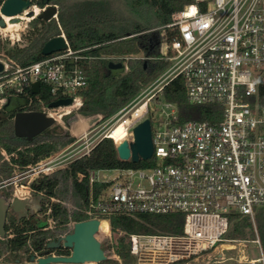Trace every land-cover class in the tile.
I'll use <instances>...</instances> for the list:
<instances>
[{
    "label": "built area",
    "instance_id": "obj_1",
    "mask_svg": "<svg viewBox=\"0 0 264 264\" xmlns=\"http://www.w3.org/2000/svg\"><path fill=\"white\" fill-rule=\"evenodd\" d=\"M4 1L0 0V7ZM28 10L24 13H30ZM167 27L174 36L164 43L161 53L171 62L170 67L108 119V130L99 127L97 121L102 117L95 114L86 130L74 136L64 150L14 177L20 181V194L40 193L33 182L41 175L90 155L106 137L120 143L111 137L112 128L146 103L144 115L126 129L124 139L132 141L133 127L149 118V103L159 100L157 96L176 77L183 78L191 103L220 105L222 117L217 122L179 123L177 110L164 117L153 115L154 152L148 160L154 159V165L115 169V177L107 173L100 177L103 170L90 172L91 189L83 212L85 220L100 221L98 233L111 237L108 217L116 213L185 215L180 234H130L133 263H123L114 245L112 254L104 250L109 264H208L200 259L225 240L232 214L251 218L254 242L261 248L255 215L258 208H264V96L260 90L264 83V0H189L172 15ZM67 43V49L27 65L0 59V95L8 92L27 97V88L39 81L48 84L53 94L73 102L51 107L40 100L38 111L62 122L65 115L80 109L79 92L88 79L79 66L84 56ZM258 79L261 82L255 84ZM28 99L31 105L33 98ZM7 100L0 96V105ZM106 183L96 191L92 187ZM76 222L71 220L70 227ZM102 223H107V229Z\"/></svg>",
    "mask_w": 264,
    "mask_h": 264
},
{
    "label": "trees",
    "instance_id": "obj_2",
    "mask_svg": "<svg viewBox=\"0 0 264 264\" xmlns=\"http://www.w3.org/2000/svg\"><path fill=\"white\" fill-rule=\"evenodd\" d=\"M123 1L134 14L130 22L119 23L114 20L111 10L114 0H49V4L59 8L58 19L53 17L46 21L39 16L35 17L31 23L32 29L26 36V46L7 48L6 42L0 40V50L4 49L7 54L27 65L46 58L42 53L45 43L65 34L70 47L84 56L79 66L88 77L87 84L79 92L83 100L79 113L84 116L101 114L103 120L109 119L169 67L171 62L160 51L162 44L170 43L174 36L167 24L172 15L189 0ZM32 5L43 8L46 0H32ZM154 28L159 29L150 31ZM137 54L153 59H142L136 57ZM117 64L122 65L123 70H116L114 66ZM260 90L264 96V83ZM26 91L33 98L31 105H28V96L8 92L0 95L18 101L15 109L6 110L5 116L0 118V185L54 155L74 140L68 133L63 134L58 124L48 128L33 141L15 136L13 119L17 111L40 110V100L50 106L70 98L59 93L53 94L51 87L44 82L39 94H34L31 88ZM157 98H163L177 107L179 123L188 120L217 122L222 117V108L218 104L191 103L181 76L170 81ZM148 117L153 122L152 117ZM154 164V159L137 163L121 160L117 143L106 137L90 155L76 159L52 173L41 175L33 182V187L45 195L43 215L36 220H18L16 215L8 214L7 234L4 238L0 237V257L3 256L5 263L22 262L26 255L30 258L35 252L41 253L54 237L70 231L71 220L87 219L83 209L91 189L90 172L144 168ZM107 185L94 184L92 187L96 191ZM66 201L74 203V209L69 210ZM49 219L53 220V227H49ZM108 219L112 233H122L116 239L115 252L125 263H133L130 234H180L183 232L185 215L181 212L116 213ZM230 222L233 223L235 235L252 240L256 238L250 217L232 214ZM255 224L264 258V208L256 210Z\"/></svg>",
    "mask_w": 264,
    "mask_h": 264
},
{
    "label": "water",
    "instance_id": "obj_3",
    "mask_svg": "<svg viewBox=\"0 0 264 264\" xmlns=\"http://www.w3.org/2000/svg\"><path fill=\"white\" fill-rule=\"evenodd\" d=\"M32 7V0H5L0 7V26L5 27L6 21L4 16H10L13 22L20 21V15ZM58 12L56 5L49 4L46 0V7L38 14L40 18L48 21L55 17ZM67 39L63 35H58L45 43L42 53L46 56L67 49ZM116 70H123V66L117 64L114 66ZM3 70V64L0 62V72ZM41 83L38 81L33 83L31 90L34 94H39ZM7 102L0 105V111ZM73 102L72 98L58 101L51 104V107L67 106ZM17 106V105H16ZM16 106L13 108L15 109ZM12 109V110H13ZM11 110V109H10ZM57 123L54 117L47 115L45 111H17L13 119L14 134L18 138L33 141L40 136L48 128ZM133 140H122L117 144L119 158L124 161L131 160L134 163L140 160H148L154 152V144L152 139V124L149 118L138 122L132 129ZM8 180L3 183L9 184ZM2 185H0V188ZM45 197L40 195L24 196L19 193L18 188H14L8 196L0 195V237L4 238L6 232L7 215L10 209L14 212L21 210L27 211L33 209L36 205H40ZM100 228L98 219H88L78 221L74 224L71 233L66 234L61 239L64 246L72 249L70 257H58L53 254L46 256H32L28 264H95L107 259L101 242L96 237ZM58 243L54 241L48 243V248H54ZM6 264V263H0Z\"/></svg>",
    "mask_w": 264,
    "mask_h": 264
},
{
    "label": "rangeland",
    "instance_id": "obj_4",
    "mask_svg": "<svg viewBox=\"0 0 264 264\" xmlns=\"http://www.w3.org/2000/svg\"><path fill=\"white\" fill-rule=\"evenodd\" d=\"M32 6L33 7L29 8L28 10L31 14L22 13L20 15L21 17L20 21L16 22V24L18 25H15L14 27H12V25L10 24H15V22L11 20V23H7L5 27L0 26V40L2 41V43L6 42L7 48H11L15 45H17L18 47H24L28 44L26 36L32 29L31 23L35 19V17H37L38 14L41 12V7L37 5H32ZM111 8H112L111 10L114 13V16L112 15L114 20L120 21L119 23H123L127 21L130 22L134 19V14L132 13L130 8L127 6V4L123 0H114V2L111 4ZM58 11H59V8H58ZM58 13L59 12H57L55 16L56 19H58ZM158 29L159 28H154L150 31H157ZM163 50H165L164 43L162 44L160 48L161 52H163ZM136 57H139L142 59H153L152 57L147 58L146 56H144V54H137ZM6 58H11L16 62L21 63L20 60L13 58L10 54H7L4 49L0 50V59H6ZM126 70H127V67H126ZM151 83H149L143 89L147 88ZM17 104H18V101L16 98H10L8 101V104L5 105V108H14ZM149 110L150 112L148 116L152 117L153 115H156V117H164V116L174 113L173 111L177 109L174 104L167 103L163 98H160L159 100L153 99L149 103ZM93 116H95V114L90 115V116H84L81 113H79V109H74L71 113H69L68 115H65L62 118V122H57L56 124H58L61 127V132L63 134L68 133L71 137H74V136L77 137V136H80L84 132V130H86ZM100 116L102 117L101 114ZM100 119L101 120L97 121V124L99 125V127H101L103 131L108 130L109 129V125H107L108 119L106 120H103L102 118ZM153 126L154 127L157 126L155 121H154ZM74 140H75V137H74ZM70 143H68L67 145H69ZM67 145L62 147L56 153L64 150ZM2 153L5 155V157L8 158V155L5 152L2 151ZM104 173H107L109 176H112V177L117 176L114 170H109V171H102L100 173V177ZM19 184H20V181H18L17 179H14V182L12 184L13 187L17 188L19 187ZM21 191L22 189H20V192ZM0 193H2V191H0ZM66 204H67V207L75 205L71 201H66ZM49 226H54V222L52 219H49ZM120 235H122V233L115 235L114 233L111 232V237H110L105 232H99L97 234V237L101 241L103 249L108 254H112V246L115 245L116 239ZM254 240L249 239V237L243 238L242 235H235L233 232V223H230L229 232L226 235L225 240L222 241L215 249L205 253L204 256L200 259V261H202L203 263H208V264H252V260L254 258H258L259 260L256 262V264H264V258H263V253L261 251V248L257 243L254 242ZM0 260L3 261V256L0 257ZM122 262L125 263L123 260Z\"/></svg>",
    "mask_w": 264,
    "mask_h": 264
},
{
    "label": "flooded vegetation",
    "instance_id": "obj_5",
    "mask_svg": "<svg viewBox=\"0 0 264 264\" xmlns=\"http://www.w3.org/2000/svg\"><path fill=\"white\" fill-rule=\"evenodd\" d=\"M5 20L7 21L6 23H10V19L8 17H5ZM15 25H18V24H14V25H12V27H14ZM10 109L12 110L13 108H5V107H3L2 110L0 111V118L1 117L3 118L5 116L4 114H5L6 110L9 111ZM0 150H2V149L0 148ZM10 180L12 182H10L9 184H6V185L4 184V186L2 185V187L0 188V191H2V193H0V195L8 196L9 193L14 189V187L12 185L13 182H14L13 181L14 177L12 179H10ZM7 187H9V188H7ZM40 195L45 197V195L42 192L36 194V196H40ZM44 201H45V198L41 201L40 205H38V206L36 205L33 209L31 208V209H28L27 211L21 210L20 212H14L12 209H10L8 214L16 215L18 220H21V219H28V220L35 219L36 220L37 218H40L43 215L42 209H43V202ZM7 217H8V215H7ZM49 227H53V226H49ZM72 230H73V228L71 227L70 231L65 232L63 234H59L56 237H54V239L52 241H54L55 243H58V245L55 246L54 248H48V246H47L46 249H44L41 253L35 252V253H33V255H31V257L34 256V255L37 256V257H41V256L49 255V254H53L54 256H58V257H70L71 254H72V249L68 248V247H65L64 244H63L64 241L61 238L63 236H65L66 234L71 233ZM96 237H97V235H96ZM101 245H102V243H101ZM30 258H28V256L26 255L25 259L22 262L6 263V264H28V262L30 261ZM109 263H110V260L107 258L105 261H102V262H99V263H95V264H109ZM88 264H91V263H88Z\"/></svg>",
    "mask_w": 264,
    "mask_h": 264
},
{
    "label": "bare ground",
    "instance_id": "obj_6",
    "mask_svg": "<svg viewBox=\"0 0 264 264\" xmlns=\"http://www.w3.org/2000/svg\"><path fill=\"white\" fill-rule=\"evenodd\" d=\"M5 17H8L10 19V23H11V20L13 18L10 17V16H4V19H5ZM15 24H16V22H15ZM10 25H14V24H10ZM145 112H146V103H143L142 105H139L133 111L132 114H130L128 117H125V118L121 119L112 128V130H111V134H112L111 137H114L115 140L118 141V142L124 140V138L126 137V129H127L128 125H130L132 122L137 121L138 119H140L144 115ZM102 225H103V228L104 229H107V223H102Z\"/></svg>",
    "mask_w": 264,
    "mask_h": 264
},
{
    "label": "crops",
    "instance_id": "obj_7",
    "mask_svg": "<svg viewBox=\"0 0 264 264\" xmlns=\"http://www.w3.org/2000/svg\"><path fill=\"white\" fill-rule=\"evenodd\" d=\"M258 260H259L258 258H254V259L252 260V264H256V262H257Z\"/></svg>",
    "mask_w": 264,
    "mask_h": 264
},
{
    "label": "clouds",
    "instance_id": "obj_8",
    "mask_svg": "<svg viewBox=\"0 0 264 264\" xmlns=\"http://www.w3.org/2000/svg\"><path fill=\"white\" fill-rule=\"evenodd\" d=\"M261 81L258 79V80H256L254 83L255 84H258V83H260Z\"/></svg>",
    "mask_w": 264,
    "mask_h": 264
}]
</instances>
